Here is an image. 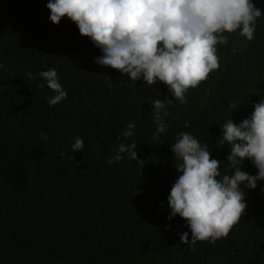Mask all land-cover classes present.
<instances>
[{
  "label": "trees",
  "instance_id": "16d2710c",
  "mask_svg": "<svg viewBox=\"0 0 264 264\" xmlns=\"http://www.w3.org/2000/svg\"><path fill=\"white\" fill-rule=\"evenodd\" d=\"M47 2L0 0V264H264V180L255 189L241 185L247 210L214 244L190 249L178 235L187 231L190 239L186 222L167 219L178 175L170 145L179 132L206 144L222 174L230 171L228 146L217 138L224 120L238 124L253 111L246 76L264 72V15L253 40L239 30L228 36L217 50L219 69L188 90L186 103L166 106L167 130L153 139L152 104L171 99L167 86L93 63L101 51L68 18L52 24ZM253 2L264 14V0ZM52 68L67 99L49 107L46 97L55 94L38 87V73ZM133 121L134 136L121 139L137 142L143 168L127 153L108 165ZM74 137L84 141L75 153ZM251 165L245 160L241 170L256 175Z\"/></svg>",
  "mask_w": 264,
  "mask_h": 264
},
{
  "label": "clouds",
  "instance_id": "9594fccd",
  "mask_svg": "<svg viewBox=\"0 0 264 264\" xmlns=\"http://www.w3.org/2000/svg\"><path fill=\"white\" fill-rule=\"evenodd\" d=\"M46 7L52 24L68 18L101 51L93 63L118 70L132 82L142 80L151 86L159 81L167 86L171 99H155L152 104L157 125L153 139L167 130L166 106H172L173 100L186 103L188 90L219 69L217 50L228 43V36L239 30L241 37L253 40L256 20L264 15L253 0H48ZM27 75L36 78L31 72ZM38 75L44 81L38 87L46 85L55 94L46 97L49 107L67 99L55 68ZM246 79L253 86V111L238 124L231 118L224 120L217 138L220 147L228 146L230 171L222 174V161L213 158L208 146L189 132H179L170 145L178 175L167 196V219L178 215L186 222L190 239L187 231L178 235L192 250L198 241L214 244L227 237L247 210L241 185L255 189L257 181L264 180V72L253 69ZM229 107L231 111L238 108L235 101ZM135 128V122H130L117 136L108 165L127 153L143 168L146 161L138 158L137 142L121 139L133 137ZM41 137L48 138L43 132ZM73 140L72 152L82 150L83 138ZM245 160L251 161L256 175L241 170Z\"/></svg>",
  "mask_w": 264,
  "mask_h": 264
},
{
  "label": "bare ground",
  "instance_id": "6f19581e",
  "mask_svg": "<svg viewBox=\"0 0 264 264\" xmlns=\"http://www.w3.org/2000/svg\"><path fill=\"white\" fill-rule=\"evenodd\" d=\"M58 31V30H57ZM60 31V30H59Z\"/></svg>",
  "mask_w": 264,
  "mask_h": 264
}]
</instances>
